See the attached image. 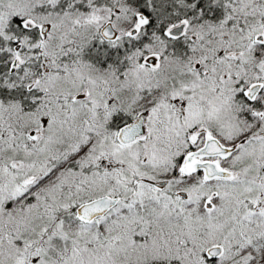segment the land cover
<instances>
[{
    "label": "snow or ice",
    "instance_id": "snow-or-ice-1",
    "mask_svg": "<svg viewBox=\"0 0 264 264\" xmlns=\"http://www.w3.org/2000/svg\"><path fill=\"white\" fill-rule=\"evenodd\" d=\"M0 264H264V0H0Z\"/></svg>",
    "mask_w": 264,
    "mask_h": 264
}]
</instances>
